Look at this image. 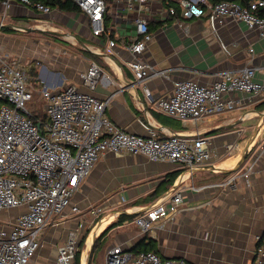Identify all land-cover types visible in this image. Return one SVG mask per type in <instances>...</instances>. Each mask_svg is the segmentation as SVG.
<instances>
[{"label":"crops","instance_id":"crops-1","mask_svg":"<svg viewBox=\"0 0 264 264\" xmlns=\"http://www.w3.org/2000/svg\"><path fill=\"white\" fill-rule=\"evenodd\" d=\"M171 2L176 5L175 0H150L139 14L110 2L105 16L107 33L100 38L91 34L88 18L79 11L52 8L49 14H42L16 3L5 9L0 2V55L27 69L34 89L74 85L86 92L81 74L94 62L101 68L102 78L92 94L99 99L110 97L106 115L114 125L148 137L143 124L149 120L161 137L183 133L206 138L214 155L212 163L192 170L152 162L141 155L107 153L99 158L72 203L83 212L103 207L102 216H106L87 235L79 262L74 264H105L106 253L117 246L135 253L153 246L152 251L162 259H184L190 264H254L257 248L264 245V161L257 156L260 138L241 162L244 148L262 123L257 113L264 111L257 107L264 103V94H237L239 102L233 110L184 124L157 111L151 101L169 97L175 82L194 80L211 85L219 73L246 65L257 68V81L264 80V39L243 22L227 18L218 28L229 51L226 54L204 17L185 21L187 31L167 19L163 9L173 5ZM137 15L148 19L152 39L136 59L166 71L141 83H136L126 65L135 59L128 46L136 38L133 19ZM109 40L114 46L108 47ZM260 132L264 138V128ZM177 176L183 177L178 184ZM231 180L233 188L223 185ZM175 189L182 193L181 211L152 233L141 232L133 218ZM18 212L21 210H11V219ZM121 215L133 217L119 221ZM107 216L112 219L106 220ZM93 223L65 210L51 228L41 231L40 247L28 264H57V248L69 232L77 231L80 241Z\"/></svg>","mask_w":264,"mask_h":264},{"label":"built area","instance_id":"built-area-1","mask_svg":"<svg viewBox=\"0 0 264 264\" xmlns=\"http://www.w3.org/2000/svg\"><path fill=\"white\" fill-rule=\"evenodd\" d=\"M72 1L88 18L91 34L100 38L107 33L105 16L110 2L123 4L128 11L139 14L150 0ZM14 3L42 14L52 11L50 6L34 0H4L2 5L8 9ZM175 4L163 9L167 19H173L187 31L185 21L204 17L226 54L229 51L218 35V28L227 18L243 22L264 39V0H175ZM133 21L136 38L128 50L135 59L126 65L136 83H141L152 76H162L166 71L136 59L152 35L146 17L137 15ZM112 46L114 41L109 40L108 47ZM248 53L251 56L253 49L250 48ZM7 58V55H0V213L11 209L21 212L15 219H0V264H28L40 247L41 231L54 224L67 209L94 222L90 234L105 220L103 207H90L83 212L72 200L95 163L107 153L141 155L149 161L169 162L186 170L212 163L214 155L208 140L202 136L179 133L161 137L149 120L143 124L148 137L130 134L114 125L106 115L110 97L99 99L92 94L102 78V70L96 63H90L81 74L86 92L74 85L37 91L28 70L18 61H7ZM256 72L255 66L246 65L238 71L219 73L211 85H201L194 80L178 81L169 97L151 101L157 111L183 124L196 123L202 118L233 110L239 102L237 94L250 97L264 94V80L257 81ZM35 95L41 96L46 115L45 122L38 125L28 117L26 109ZM258 128H264V123H259ZM260 130L252 144L260 138L257 156L264 161V138L260 137ZM250 170L251 167L244 173V178ZM182 178L177 176V184ZM233 180L223 185L233 188ZM182 204V193L172 190L158 203L136 215L133 224L143 233H152L162 221L176 216ZM78 242L77 231L69 232L65 242L57 248V264H74ZM105 264L190 263L184 259H162L153 251L135 253L117 246L106 253ZM254 264H264V245L257 248Z\"/></svg>","mask_w":264,"mask_h":264},{"label":"trees","instance_id":"trees-1","mask_svg":"<svg viewBox=\"0 0 264 264\" xmlns=\"http://www.w3.org/2000/svg\"><path fill=\"white\" fill-rule=\"evenodd\" d=\"M4 0H0V2H3ZM35 2H41L43 4H46L48 6H50L51 8H59L60 10L63 11H72V12H78L79 9L77 8L76 4L72 1V0H34ZM210 2H218L221 0H209ZM172 3V2H171ZM174 5V3H172ZM262 15H264V13H262ZM258 111H264V103L260 104L257 107ZM36 125L38 124H42L45 122V119H42L41 121H34L33 118L29 117ZM133 216H125V215H121L119 218V221L125 220V219H130ZM111 228V226L107 227L100 235L98 238L95 239L94 244L92 246V248H95L97 245V242L109 231V229ZM88 233L83 235L80 239V241L77 243V248H78V252L76 253V259L75 262L78 263L79 262V258H80V252L82 247L84 246L86 237H87ZM153 250V246H148L145 247L137 252H142V251H152Z\"/></svg>","mask_w":264,"mask_h":264},{"label":"rangeland","instance_id":"rangeland-1","mask_svg":"<svg viewBox=\"0 0 264 264\" xmlns=\"http://www.w3.org/2000/svg\"><path fill=\"white\" fill-rule=\"evenodd\" d=\"M63 45H66V44L63 43ZM26 109H27V112H28V117L33 118L34 121H41L42 119H45L46 118L45 112L43 111L44 107H43L42 98H41L40 95H35L34 98H33V100L31 102L27 103ZM260 119H261V117H260ZM258 129L260 130V128H258ZM11 210H16V211L18 210L19 211V209H11ZM11 210L0 213V219L1 220H8V219H10L11 218L10 216L12 214L9 213V212ZM105 216H106V214H105ZM49 228H51V227L48 226V227L45 228V230L46 229H49ZM90 232H91V230H90V226H89V228H88V230H86L85 234L88 233V235H89ZM84 245H85V243H84ZM82 248H84V246Z\"/></svg>","mask_w":264,"mask_h":264},{"label":"water","instance_id":"water-1","mask_svg":"<svg viewBox=\"0 0 264 264\" xmlns=\"http://www.w3.org/2000/svg\"><path fill=\"white\" fill-rule=\"evenodd\" d=\"M257 114L259 115V117H261V119H264V112H259V113H257ZM254 137H255V136H254ZM254 137H252L251 139H249V141H248L246 147L244 148L243 153H242V159H241V162L244 161V159H245V157H246V154H247V151H248V149L250 148V146H251L252 143H253ZM95 235H96V234H95ZM94 238H95V236H94ZM94 238H93V241H94ZM91 247H92V246H91ZM90 250H91V249H90Z\"/></svg>","mask_w":264,"mask_h":264},{"label":"bare ground","instance_id":"bare-ground-1","mask_svg":"<svg viewBox=\"0 0 264 264\" xmlns=\"http://www.w3.org/2000/svg\"><path fill=\"white\" fill-rule=\"evenodd\" d=\"M262 123H264V119H262ZM109 219H112V216H109L108 218H106V220H109ZM94 231V230H93ZM92 231V232H93ZM89 246H90V240L88 241V243H87V245H86V247H85V252H84V255H85V258H86V253H87V251H88V249H89Z\"/></svg>","mask_w":264,"mask_h":264}]
</instances>
